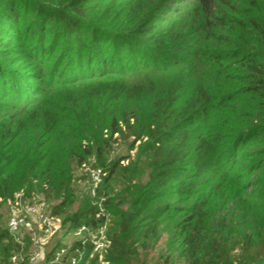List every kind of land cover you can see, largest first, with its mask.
<instances>
[{
  "label": "trees",
  "instance_id": "trees-1",
  "mask_svg": "<svg viewBox=\"0 0 264 264\" xmlns=\"http://www.w3.org/2000/svg\"><path fill=\"white\" fill-rule=\"evenodd\" d=\"M117 1L0 0V51L13 49V35L19 34L20 21L28 23L29 31H47L46 35L62 38L65 45H75L77 51L89 52L105 46L111 49L95 61L88 58L86 64L93 74L85 80L99 75L108 81L111 75H119V83H105L102 91L116 90L118 95L129 93L131 96L154 93L150 120L132 132L135 135L132 143L145 137L137 149V159L148 176L142 193L155 194V199L160 201L169 195L167 190H172L182 199L195 195L193 200L181 206L169 199L151 208L149 196H144L139 189L129 192L130 188L125 187L121 190V199L113 201L110 196L113 186L123 176L132 177L134 170L121 163L123 158L105 162L98 145L96 159L106 169V175L96 196L84 195L78 208L70 212L74 197L70 175L75 166L73 161L50 148L41 149L37 137L18 142L24 128L29 126H23L20 120L26 118L22 115L34 98L25 93L16 96L17 101L23 99L20 96L24 97L21 107L12 111L0 109V197L11 198L24 182L28 189L36 187L42 191L41 197L46 200L59 196V201L51 205V212L59 215L65 227L71 229L82 223H94L95 201L104 196L103 204L114 218L107 225L108 264H145L153 246L164 234L167 237L158 252L157 264H172L176 258L178 264H264V194L259 195L262 204L251 201L243 205L242 201L235 200L237 187L246 191L257 185L264 186V180H242L241 168L232 161L237 145L252 155L264 154L261 146L264 139L256 137L257 131L264 128V100L259 101L264 99V0H257L255 9L243 10L247 20L233 18L240 26L239 32L227 38L225 43L230 50L224 58L205 59L204 63L212 62L219 67L234 58L248 75L243 94L223 93L217 97V103L206 87L207 80L191 91L183 89L185 93H181L179 84L155 92L152 80L146 85L137 83L126 87L125 75L147 69L150 62L195 55L194 38H190L189 31L197 14L187 25L168 26L160 19L162 15L154 17V4L132 11V7L125 5L126 0ZM186 1L189 2L187 11L195 5L205 21L213 20L224 27L222 17L216 13L219 0ZM177 9H170L173 15L183 13ZM5 19L8 22H3ZM31 40L26 38L27 42ZM36 47L43 49L40 44ZM120 56L123 60L118 59ZM197 58L203 60L202 55ZM12 70L9 67L3 73L0 71L1 83L9 85V77L15 76ZM65 93L69 95L68 91ZM221 102H226L228 117L221 115L217 123L212 111L218 110ZM31 114L27 118L34 121L37 116ZM41 117L40 128L42 133H47L56 125V120L47 110H42ZM115 131L120 136L124 133L117 124L111 129L112 133ZM76 156L75 162L80 163L81 154ZM249 166L252 172L261 171L264 175V159ZM32 179H36V184H32ZM205 192L208 197L218 194L222 201L220 222L213 227L204 225L210 207L208 198L201 199ZM180 212L183 214L176 218ZM139 217L141 222L134 224ZM16 249L4 226L0 229V264H12L10 256Z\"/></svg>",
  "mask_w": 264,
  "mask_h": 264
},
{
  "label": "rangeland",
  "instance_id": "rangeland-1",
  "mask_svg": "<svg viewBox=\"0 0 264 264\" xmlns=\"http://www.w3.org/2000/svg\"><path fill=\"white\" fill-rule=\"evenodd\" d=\"M126 1L125 5L132 7V11L135 8L142 10V7H146L147 4L148 7L154 4L155 8H152L154 17L155 15H162L160 19H164V24L168 26L177 25L178 23L187 25L191 22L192 16L195 13L197 14L193 23H191L189 31L190 38H194V45H192L194 53L190 52L195 55L193 57H174L168 62H150L149 67L145 70L129 72L124 77L127 88L137 83L146 85L148 80H152L155 92L162 91L171 85L179 84L182 87V93L184 92L183 89L191 91L207 80L205 83L206 87L216 103L218 101L217 97L223 93H227V95L235 93L236 96L243 94L249 79H246L248 75L242 70V66L236 63L234 58L222 63L219 67L216 64L213 65L214 63L212 62H208L210 65L204 62L206 60L212 61L217 56L223 57L226 52H229L230 47L225 42L227 38L235 36L239 32L240 27L233 18L236 17L243 21L247 20L248 17L243 14V10L255 9L257 0H219L216 13L222 17L224 27L215 21L213 22V20L205 21L195 5H192L187 11L186 8L189 2L186 0ZM29 4H31V1H29ZM172 7L178 8L177 10L181 9L183 13L176 15L174 13L173 15L170 10ZM3 22L8 21L5 19ZM20 24L18 36L13 35V40H15L13 49L0 51L1 73L9 67L15 72V76L9 77V85L0 81V109L12 111L16 107H21L24 103V97L20 96L23 99H18L19 101H17L16 96H18V93L22 95L25 93L29 97L31 95L34 96L28 105L29 112L26 111L22 115V117L26 118L20 120L23 126L26 124L29 126L24 128L18 138V142L29 141L32 137H37L36 141L41 145V149L50 148L54 153H61L62 156H65V158L70 157L73 161L75 166L70 170V175L72 176L71 189L74 197L69 209L70 212L77 209L83 196L87 195L82 190L84 174L80 170V165L100 166L95 155V148L98 145L100 150H102L105 162L123 158L121 163L128 164V167L134 170L132 177L130 175L127 177L123 176L113 186L110 193L111 198H114L113 201L121 199V190L125 187L130 188L129 192L133 189H139V192L142 193L148 176L147 170L143 167L140 159H137V149L145 140V137L135 139L132 143L135 136L132 132L150 120L154 93L131 96L129 93L128 95H118L116 90L102 91L101 87L103 84L112 85L119 83L121 80L120 76L111 75L108 81H103L99 75L91 80H85L86 76L93 74L88 70L86 63L88 58L95 61L97 56L106 55L111 49H107L105 46L100 49H92L89 52L86 49L77 51L75 45L72 47L65 45L62 38L55 39L48 36L46 35L47 31L38 33H35L36 29L29 31V25L26 21H20ZM26 38L32 40L27 42ZM39 44L42 45L44 51L43 49L37 50L36 46ZM77 54L80 55L77 56ZM197 55H202L203 60L197 58ZM122 58V56L118 57V59L123 60ZM65 91H68L69 95ZM263 100L259 98L261 103H263ZM225 104L226 102L218 103L219 109L212 111L213 113L215 112V122L217 123L220 122L221 115L224 118L228 117ZM42 110H47L56 120V125L47 133H44V131L42 133L40 128ZM30 113L37 116L34 121L28 120L29 118L27 117ZM252 115L251 113L249 116ZM112 117L115 118L114 121L111 120ZM116 124L124 132L122 136L118 135L116 131L111 132V129ZM127 124L128 128L125 127ZM256 137L264 139V128L257 131ZM261 146L264 149V142ZM87 148H89V152H86ZM77 153L81 154L82 160L80 163L75 162ZM233 157L232 161L235 160L236 166L241 168L242 175L240 176L242 180H264V175H262L261 171L252 172L249 166L252 162L257 163L258 160L264 159L263 153L258 156L252 155L250 151L244 152L237 145ZM32 184H36V179H32ZM45 186H42V188ZM16 191L25 192L26 195L33 193L34 196H42L43 194L36 187L28 189V184L25 182ZM235 191L237 193L235 200L242 201L243 205L250 204L251 201H257L262 204V200L259 197L260 194H264V186L262 185H257L246 191H242L240 187H237ZM166 192L169 195L162 197L160 199L161 203L164 200L171 199V203L184 206L188 205L195 196L192 195L182 199L183 197L175 193V191L167 190ZM142 194L149 196L148 202L151 204V208L160 202L155 199V194L148 192H143ZM218 196V194L215 195L213 193L208 197L205 192L201 198L202 200L208 198L207 202H210L208 215L204 218V225L207 227L216 226L220 222L221 209L219 208L222 201ZM59 199V196H57L47 201L52 205ZM103 206L107 213V223L109 225L114 218L104 204ZM126 207L127 205H124L123 208L126 209ZM182 209L183 207L179 211ZM8 212V201L0 197V229L6 225ZM180 214L183 213L180 212L176 218H179ZM140 218L135 219L133 223H140L141 221H138ZM166 237L167 235L164 234L161 241L153 246V252L148 255V261L145 264H157L158 252L161 251ZM175 256L173 252L172 257L174 258ZM178 260L176 258L172 264H178Z\"/></svg>",
  "mask_w": 264,
  "mask_h": 264
},
{
  "label": "built area",
  "instance_id": "built-area-1",
  "mask_svg": "<svg viewBox=\"0 0 264 264\" xmlns=\"http://www.w3.org/2000/svg\"><path fill=\"white\" fill-rule=\"evenodd\" d=\"M82 190L96 196L106 169L81 164ZM8 201L6 231L17 246L10 256L12 264H108L110 239L107 235L105 197L95 201L94 223L67 229L51 204L41 196L28 197L16 191Z\"/></svg>",
  "mask_w": 264,
  "mask_h": 264
}]
</instances>
